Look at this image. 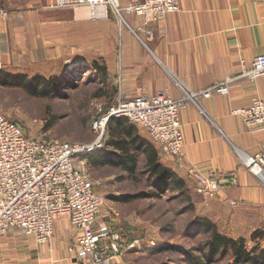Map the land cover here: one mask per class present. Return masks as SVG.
<instances>
[{"label": "crops", "instance_id": "1", "mask_svg": "<svg viewBox=\"0 0 264 264\" xmlns=\"http://www.w3.org/2000/svg\"><path fill=\"white\" fill-rule=\"evenodd\" d=\"M118 1L123 7L134 0ZM179 5V12L156 23L125 14L127 27L114 17L93 20L87 9L74 10L72 23L80 28L73 30V37L69 36L66 66H74L70 69L73 70L76 65L87 64L101 84L111 80L115 89L107 100L113 102L132 100L142 92L154 96L164 90L177 98L174 81L190 91H202L236 77L241 63L249 68L255 57L264 55V0H180ZM75 32L81 36H75ZM255 96L264 98V78L255 82L238 79L230 85L228 95L203 100L201 105L208 120L195 109L181 110L185 154L181 164L163 156L157 145L152 144L161 162L188 183L193 193L196 186L187 175L188 167L195 166L203 172H232L237 176L236 185H223L219 194H232L234 199L230 204L235 202L232 208L251 205L246 202H260L264 211V183L241 164L237 153L264 154V130L251 134L241 119L231 114L235 108L247 106ZM75 234L69 220L59 218L54 223L49 245H37L40 247L37 248L30 242L21 243L17 249L20 260L23 264H92L89 259L78 260L69 251ZM15 235L18 232L4 238ZM263 237L247 246L260 245ZM237 238L245 239L242 236L234 239ZM260 247L264 249L263 245ZM3 248L2 240L0 264H10V259L4 261ZM136 251H125L113 257L110 264H136L135 257L142 258L145 253Z\"/></svg>", "mask_w": 264, "mask_h": 264}, {"label": "built area", "instance_id": "2", "mask_svg": "<svg viewBox=\"0 0 264 264\" xmlns=\"http://www.w3.org/2000/svg\"><path fill=\"white\" fill-rule=\"evenodd\" d=\"M179 1L134 0L121 7L118 0H42L41 9L85 8L93 20L114 17L127 27L125 14L156 23L179 12ZM240 66L236 77L202 91H190L174 81L177 98L167 90L154 96L142 92L132 100L118 99L104 110L98 107L100 115L92 124L95 140L90 144L35 140L19 124L0 114V238L18 232L35 245L45 246L53 237L55 221L67 218L76 231L69 251L78 260L110 264L113 257L125 251L138 250V239L130 240L125 229L106 219L104 197L97 192L100 183L89 180L81 167L89 156L105 147L111 119H126L135 124L147 133L163 156L181 164L185 154L180 111L191 106L208 120L200 100L228 95L230 85L238 79L255 82L264 78V55L255 57L249 68L243 63ZM231 114L239 117L251 134L264 130L262 97H253L247 106L235 108ZM243 154H238L241 164L264 183V154ZM186 172L195 182L196 193L206 200L213 199L223 185L235 186L237 181L232 172H203L195 166L188 167Z\"/></svg>", "mask_w": 264, "mask_h": 264}, {"label": "rangeland", "instance_id": "3", "mask_svg": "<svg viewBox=\"0 0 264 264\" xmlns=\"http://www.w3.org/2000/svg\"><path fill=\"white\" fill-rule=\"evenodd\" d=\"M41 6L42 0H0V70L27 78H57L64 87L57 96L37 98L20 88L0 86V114L19 124L35 140L90 144L95 140L92 124L100 115L98 107L104 110L116 102L107 100L115 86L109 79L101 84L87 64L76 65L73 70L70 69L74 66H66L69 36L73 37V30L80 28L72 23L74 10L48 11ZM75 36L81 34L75 32ZM100 95L105 98H99ZM50 121L54 124L47 128ZM137 165L133 176L88 162L81 167L89 180L100 183L97 192L104 197L103 211L109 215L106 219L128 229L129 237L139 240L136 252L145 253L142 258L135 257L136 264H182L177 253L153 251L157 246L181 247L202 259L200 250L207 238L190 224L198 216H208L227 236L244 237L248 246L252 245L251 233H264L263 204L246 202L251 205L232 208L231 193H218L206 200L193 193L186 183L183 192L167 189L159 198H137L160 193L149 178L142 157ZM125 197L133 199L128 203L117 200ZM21 236L18 233L15 237L0 238L5 241V262L10 259V264L24 263L17 250L21 243L30 242L40 248ZM260 245L264 246V237ZM229 260L226 257L213 264H227Z\"/></svg>", "mask_w": 264, "mask_h": 264}, {"label": "trees", "instance_id": "4", "mask_svg": "<svg viewBox=\"0 0 264 264\" xmlns=\"http://www.w3.org/2000/svg\"><path fill=\"white\" fill-rule=\"evenodd\" d=\"M0 86L20 88L37 98L57 96L60 88L64 87L57 78L46 79L42 76L27 78L25 75H14L3 70H0ZM53 124L54 121H50L47 128ZM139 157L144 159L149 178L160 193H148L137 198H159L167 189L183 192L184 181L161 162V156L149 137L126 119H111L108 122L105 147L101 152L89 156L87 162L97 167L110 166L120 169L133 176L137 171ZM132 199L125 197L117 200L128 203ZM190 224L207 238L206 244L200 250L203 254L202 259L181 247L157 246L153 251L177 253L183 260L182 264H213L216 260L226 257L230 258L227 264H264V249L258 243L249 248L245 239H234L223 234L207 217L198 216ZM262 237L261 232H256L251 235V241L260 240ZM130 240H133L131 236Z\"/></svg>", "mask_w": 264, "mask_h": 264}, {"label": "bare ground", "instance_id": "5", "mask_svg": "<svg viewBox=\"0 0 264 264\" xmlns=\"http://www.w3.org/2000/svg\"><path fill=\"white\" fill-rule=\"evenodd\" d=\"M238 154H239V156H243L244 154H243V152H241V151H239V152H237ZM264 181V180H263Z\"/></svg>", "mask_w": 264, "mask_h": 264}]
</instances>
